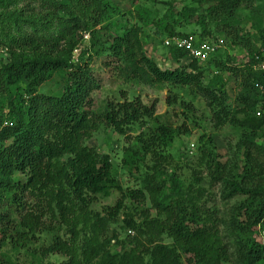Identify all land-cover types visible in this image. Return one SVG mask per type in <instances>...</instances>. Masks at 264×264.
<instances>
[{
    "label": "trees",
    "instance_id": "1",
    "mask_svg": "<svg viewBox=\"0 0 264 264\" xmlns=\"http://www.w3.org/2000/svg\"><path fill=\"white\" fill-rule=\"evenodd\" d=\"M22 1L27 9H20L19 0H14L15 15L7 13L0 18V50L7 54L0 59V264H13L4 249L7 244L16 252L23 250L33 259L38 257L33 248L51 228H45L43 213L37 210L40 204L34 212L28 211L26 196L39 203L44 196L43 201L61 210L67 229L87 239L94 231L86 226L73 231L64 211L77 210L84 216L115 192L119 193L117 202L102 206L98 222L109 225L122 218L125 227L149 236L148 250L112 254L103 247L93 246L88 251L86 243L81 249H71L55 232L57 240L49 253L66 254L64 264H186L184 254L190 255L194 264H264V241L257 238L264 230V76L255 68L264 57V1L190 0L180 11L167 3L169 9L158 25L147 21L146 9L139 14L157 36L195 34L209 40L207 37L221 31L234 43L249 47L251 59L242 67L219 61L215 53L205 62L191 59L188 66L163 70L146 54L142 36L146 30L137 24L117 36L110 47L115 58L127 59L121 71L132 70L134 75L143 71L153 83L191 88L204 98L216 129L230 126L239 134L236 142H227L225 162L214 152L203 153L200 159L206 164L208 182L220 186L224 206L215 205L210 214L219 234L200 228L203 214L193 196L198 200L203 195V175H193L195 183L187 184L176 173L161 168L176 137L172 125L159 124L142 133L145 154L152 158L155 170L153 175L147 174L139 189L124 188L110 155L87 143L102 126L125 135L157 111L156 103L147 105L141 96L130 100L126 93L118 101H109L102 113L93 110L97 81L89 62L84 63L92 49L82 48L76 59L74 54L84 33L118 10L111 0ZM242 6L250 11L251 27L259 40L256 48L254 41L242 34ZM190 25L200 33L182 30ZM169 48L178 62L190 57L187 50ZM213 67H227L229 77L237 82L233 99L221 76L205 82L207 70ZM59 71L68 72L63 92L40 94V87ZM178 98L175 95L167 102L172 105ZM187 107L194 109L192 103ZM208 139L214 143L212 136ZM129 199H149L157 216L148 212L140 219L127 203ZM105 238L106 245L112 238L119 242L116 231ZM71 240L77 243L76 237ZM127 240L135 242V238Z\"/></svg>",
    "mask_w": 264,
    "mask_h": 264
},
{
    "label": "rangeland",
    "instance_id": "2",
    "mask_svg": "<svg viewBox=\"0 0 264 264\" xmlns=\"http://www.w3.org/2000/svg\"><path fill=\"white\" fill-rule=\"evenodd\" d=\"M8 1L10 2L8 3ZM189 1L111 0L113 7H116L118 10L110 18L103 19L102 22L95 25L90 31L84 33L82 43L75 51L74 59L78 57L82 48L89 47L92 49V52L90 51L84 57V63L86 61L89 62L97 81V88L93 92L95 99L94 111L102 113L109 101L120 100L123 93H126L130 100L141 96L145 104L152 105L156 103L157 105L155 116L141 121L135 130L121 135L114 129L102 126L87 142L100 152L110 155L112 163L118 171L122 186L126 189L142 188L144 185L143 179L146 178L147 174L150 173V176L154 174L153 160L150 155L145 154L141 142L143 138L142 133H149L150 130L155 129L159 124L172 125L176 130V137L173 144L166 151L167 160L163 162L161 168L169 174L176 173L187 184L195 183L193 175H197L198 177L203 175L201 183L204 187L203 195L198 200L193 196L197 207L203 214L200 228H208L210 231L216 230V233L219 234L218 229H213L217 228V223L210 214L211 211L213 212L212 207L215 205L224 206L220 198V186L208 182L206 164L205 162L202 163L200 159L204 156L203 153L210 154L214 152V156H218L219 160L225 162L228 155L227 142H236L239 139V134L230 126L216 129L212 122L211 111L206 105L204 98L191 91V88L175 87L167 83H153L150 77H147L143 71H137L136 75H134L132 70L129 72L121 71V68L126 67L127 59L123 58L120 61L118 58H115L110 48L117 36L123 35L127 29L133 27V24H137L146 30L142 34L146 54L161 69L167 70L184 65L188 66L192 61L190 57L181 59L179 62L176 61L171 55L170 48L165 43L168 37L165 35L163 37L157 36L146 26L149 21L153 25L161 24L160 19L165 16L169 9L167 3L173 4L180 11ZM261 1L264 0H256L255 3H260ZM37 4V10H39L40 3L38 2ZM18 6H21L20 9H27L25 2L22 0H19ZM15 8L16 4L14 0H0V18L7 13L15 15ZM142 9L147 10L145 18L148 22L142 23L140 20L139 14ZM26 11L28 12V10ZM198 13L202 14L203 10L201 8L198 9ZM239 14L242 18V34L247 35L252 42L254 41L253 47L256 48L259 45V40L255 36L256 31L252 28L253 26L251 27L250 11L242 6L239 9ZM196 19L197 15L193 17L192 21L195 22ZM182 30L186 33L196 30L200 33L199 28L195 25L187 26ZM215 33V35L207 38L218 46L216 57L219 61L227 62L229 66L242 67L251 59L249 47L234 43L227 36L222 35L221 31H216ZM5 55L7 54L0 50V59H3ZM130 64L131 61L128 67ZM222 68L214 69L213 67L207 70L205 82H209L216 75L221 76L226 81L230 97L233 99L238 91L237 82L229 77L230 72L227 67ZM67 76V71L55 73L52 79L40 87L39 93L44 95H60L63 92L64 79ZM175 95L179 97V100L169 105L168 99H173ZM188 103H192L194 109L188 108ZM211 136L214 143L208 139ZM118 197L119 193L115 192L109 198L101 199L100 206L92 208L84 216L78 214L77 210H74L75 213L72 210L64 211V217H66L68 223H71L73 231H79L82 226H86L87 229L94 231L89 238L84 239L83 234L78 233L75 236L67 229V225L61 219V210L52 206L46 200L43 201L44 196L41 203L38 202V199L26 196L25 199L29 202L26 205L28 211L34 212L35 205L40 204L42 207L40 206L37 210L43 213V220L46 223L45 228L47 225H50L51 228L49 231L44 230L45 232L41 236L40 241L35 244L33 249L39 253V256L35 259L23 250L20 253L16 252L12 249L13 246L11 244H7L4 249L12 256L13 264H64L68 261L66 254L58 251L49 253L50 247L57 240L54 235L56 232V235L62 238L63 243L67 244L71 249H75L76 247L81 249L82 244L86 243L87 248L85 249L88 251L95 246L96 248L103 247L104 249H109L112 254L121 253V251H126L127 253L135 252L137 254L144 253L149 249V236L144 232H138L136 229L125 227L122 218L109 225L108 223L104 225L103 222L100 223L97 220L98 211H102V206L115 205ZM127 203L133 207L134 211H137L136 216H140V219L141 215H144V218L147 217L148 212L151 213L152 217L157 216L158 212L152 208L149 199L146 201L141 200V202L129 199ZM115 231L119 236V242L117 239L112 238L111 243L106 245L105 237L111 238ZM72 236L76 237V244H73L71 240ZM129 237L135 238V242L130 244L127 240ZM217 237L219 238V236ZM257 238L264 241V230L260 234H257ZM163 240L166 241L167 238L165 237ZM123 241H127L128 243H124ZM184 260L186 264H194V260L192 261L190 255L184 254Z\"/></svg>",
    "mask_w": 264,
    "mask_h": 264
},
{
    "label": "built area",
    "instance_id": "3",
    "mask_svg": "<svg viewBox=\"0 0 264 264\" xmlns=\"http://www.w3.org/2000/svg\"><path fill=\"white\" fill-rule=\"evenodd\" d=\"M165 43L168 47L173 46L187 50L190 58L197 59L200 62L208 61L218 50L216 44L212 43L210 40H201L200 37L195 34L169 37L165 40ZM257 58H259L258 55ZM256 68L262 71L264 76V57L262 60L258 61Z\"/></svg>",
    "mask_w": 264,
    "mask_h": 264
},
{
    "label": "clouds",
    "instance_id": "4",
    "mask_svg": "<svg viewBox=\"0 0 264 264\" xmlns=\"http://www.w3.org/2000/svg\"><path fill=\"white\" fill-rule=\"evenodd\" d=\"M168 47V46H167ZM192 59V58H191ZM256 68V67H255ZM257 69V68H256Z\"/></svg>",
    "mask_w": 264,
    "mask_h": 264
}]
</instances>
